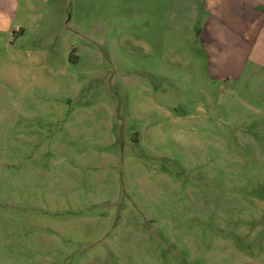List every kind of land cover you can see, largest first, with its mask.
<instances>
[{
  "label": "rangeland",
  "instance_id": "obj_1",
  "mask_svg": "<svg viewBox=\"0 0 264 264\" xmlns=\"http://www.w3.org/2000/svg\"><path fill=\"white\" fill-rule=\"evenodd\" d=\"M229 5L0 0V264H264V35Z\"/></svg>",
  "mask_w": 264,
  "mask_h": 264
},
{
  "label": "crops",
  "instance_id": "obj_2",
  "mask_svg": "<svg viewBox=\"0 0 264 264\" xmlns=\"http://www.w3.org/2000/svg\"><path fill=\"white\" fill-rule=\"evenodd\" d=\"M220 2H227L229 5L227 14H232L231 8H234V17L245 24V28L257 31V36L264 35V0H217ZM231 7V8H230ZM213 12L216 13V7H211ZM210 15H213L209 12ZM253 42V46L256 45Z\"/></svg>",
  "mask_w": 264,
  "mask_h": 264
}]
</instances>
